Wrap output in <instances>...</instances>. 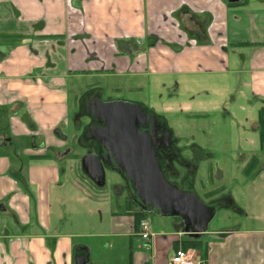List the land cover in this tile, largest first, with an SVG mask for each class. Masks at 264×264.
Listing matches in <instances>:
<instances>
[{"label":"crops","instance_id":"obj_1","mask_svg":"<svg viewBox=\"0 0 264 264\" xmlns=\"http://www.w3.org/2000/svg\"><path fill=\"white\" fill-rule=\"evenodd\" d=\"M171 73L217 76L259 119L264 0H0V264L170 263L185 228L162 216L143 240L58 155L70 162L74 79ZM246 175L250 226L209 229L201 264H264V166Z\"/></svg>","mask_w":264,"mask_h":264},{"label":"rangeland","instance_id":"obj_2","mask_svg":"<svg viewBox=\"0 0 264 264\" xmlns=\"http://www.w3.org/2000/svg\"><path fill=\"white\" fill-rule=\"evenodd\" d=\"M187 78L194 79L187 82ZM201 84L207 88H203ZM69 86V121L78 108V98L91 88L101 89L103 99L120 98L140 102L162 116L175 136L179 137L181 146H185L187 157L192 158L197 154V159L194 157L197 165L194 176L196 194L208 204L233 196L235 203L245 209L239 213L236 211L237 207L231 204L229 207L219 208L210 222V230L242 223L244 227L250 226L253 219L250 218L249 205L253 201L254 192L253 187H247L248 176L245 169L253 159V164L257 162V168L264 166L260 114L258 119L257 114H251L247 108L233 105L227 83L222 79L187 73L126 77L83 76L74 79ZM68 129L70 133L72 131L71 140L69 137L70 162L65 160L63 153H59L58 158L63 160L62 165L65 168L70 165L74 170L76 168L80 171L94 186L96 194L102 197L100 202H111L115 210L120 206L126 208L125 197L122 195L120 201L117 196L119 194L113 188L122 183L120 174L106 169V184L103 187L95 185L83 173L81 158L87 150L78 142L79 132L73 123ZM260 208L261 206L258 209L261 210ZM147 220L151 232L162 229V216L147 215ZM201 249L199 247L189 250L199 254Z\"/></svg>","mask_w":264,"mask_h":264},{"label":"flooded vegetation","instance_id":"obj_3","mask_svg":"<svg viewBox=\"0 0 264 264\" xmlns=\"http://www.w3.org/2000/svg\"><path fill=\"white\" fill-rule=\"evenodd\" d=\"M116 118L126 120L129 124L134 123L139 135L138 142L142 140L149 146V158L144 152L141 154L147 169H151L154 162H157L160 173L180 193L197 195L194 182L197 154L194 155L195 158L187 157L185 146H181L179 137L175 136L168 122L143 103L120 98L103 99L101 89L91 88L80 98L78 108L72 114L73 126L79 132L78 142L87 150L84 155H99L104 160L106 169L116 170L120 174L122 183L113 188L116 194L121 193L125 197L126 207L134 217L137 213L157 215L158 210L151 198L147 199L136 191L131 177L119 168L113 155L105 147L111 125ZM230 204L229 199L210 203L217 209ZM171 212L172 220L185 229L187 226L191 227L181 214Z\"/></svg>","mask_w":264,"mask_h":264},{"label":"water","instance_id":"obj_4","mask_svg":"<svg viewBox=\"0 0 264 264\" xmlns=\"http://www.w3.org/2000/svg\"><path fill=\"white\" fill-rule=\"evenodd\" d=\"M227 1L232 3L240 0ZM125 121L116 118L112 123L110 135L107 137L108 142L105 144L108 152L113 155L119 168L125 170L131 177L136 191L141 196L153 200L158 210L157 215L170 217L171 211L181 214L191 226H187V234L200 238L209 231L210 222L216 216L218 209L198 195L180 193L160 173L157 162H154L151 169H147L141 154L144 152L149 158V146L142 140L138 142L139 135L136 125ZM81 164L85 174L98 187L106 184V166L99 155L88 153L82 157ZM75 262L86 264L88 257H76Z\"/></svg>","mask_w":264,"mask_h":264},{"label":"built area","instance_id":"obj_5","mask_svg":"<svg viewBox=\"0 0 264 264\" xmlns=\"http://www.w3.org/2000/svg\"><path fill=\"white\" fill-rule=\"evenodd\" d=\"M138 234L143 240H150L152 233L150 231V224L148 220L142 219L138 226ZM169 264H201L198 259V254L195 251L185 250L182 247H179Z\"/></svg>","mask_w":264,"mask_h":264},{"label":"trees","instance_id":"obj_6","mask_svg":"<svg viewBox=\"0 0 264 264\" xmlns=\"http://www.w3.org/2000/svg\"><path fill=\"white\" fill-rule=\"evenodd\" d=\"M260 123H261V140L262 142H264V111L262 110L260 112ZM253 162L255 161L254 159L252 160ZM253 162L251 164H249L247 166V168L245 169V173L246 174H250L253 170H255L257 168V162H255V164H253ZM147 217V214L145 213H137L135 215V225L138 227L139 223L142 219H145ZM184 243V244H183ZM183 249L185 250H189V249H195V248H203V244L200 238H195L193 236H188L187 239L183 240L181 245H180ZM179 248V246L177 247V249Z\"/></svg>","mask_w":264,"mask_h":264}]
</instances>
